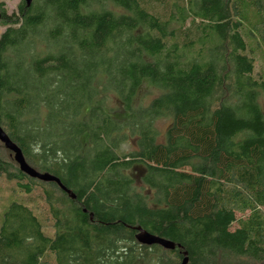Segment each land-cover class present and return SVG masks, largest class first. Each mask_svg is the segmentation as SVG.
<instances>
[{
    "label": "trees",
    "instance_id": "1",
    "mask_svg": "<svg viewBox=\"0 0 264 264\" xmlns=\"http://www.w3.org/2000/svg\"><path fill=\"white\" fill-rule=\"evenodd\" d=\"M0 14V127L71 192L0 141V180L26 198L0 212V264H264L251 46L264 0H21ZM138 228L176 249L140 244Z\"/></svg>",
    "mask_w": 264,
    "mask_h": 264
},
{
    "label": "rangeland",
    "instance_id": "2",
    "mask_svg": "<svg viewBox=\"0 0 264 264\" xmlns=\"http://www.w3.org/2000/svg\"><path fill=\"white\" fill-rule=\"evenodd\" d=\"M21 0H0V2H4L6 5L7 9V15L11 16L14 13L17 12L18 6L20 4ZM252 21H255V23L258 24L259 17H253ZM258 21V22H257ZM253 39L251 42V46L255 51V57L257 58V70L260 72L264 71V41L262 40L260 34L258 31L253 28ZM252 29V30H253ZM6 28L0 24V37L1 35L5 32ZM153 89L148 88V86H144L139 93L138 99H137V104H142V105H147L150 103V101L153 99L155 96L153 94ZM114 107H118V102L114 100L111 104ZM172 122L169 119H164L158 122V130L160 131L162 137L164 136L165 132L167 129L171 126ZM135 148V142H131V144H126L122 147V150L125 153H129L133 151ZM142 172L143 169H134L131 174L134 176L135 180L138 182V184H141V177H142ZM26 198L18 193L15 189V186L11 183H8L6 180H0V212H2L5 209V206L7 203H9L12 200H19V201H24ZM248 213L246 214H241L238 213V218L241 217H247ZM236 228V226H235ZM50 229L47 227V231Z\"/></svg>",
    "mask_w": 264,
    "mask_h": 264
},
{
    "label": "water",
    "instance_id": "3",
    "mask_svg": "<svg viewBox=\"0 0 264 264\" xmlns=\"http://www.w3.org/2000/svg\"><path fill=\"white\" fill-rule=\"evenodd\" d=\"M26 1L28 5L30 6L31 0H26ZM0 18H1V14H0ZM0 141L3 144H5L6 148L14 154L15 161L19 164L21 171L24 172L26 175H28L29 177L33 179H38L43 182L57 183L63 191H65L68 194H71V192L62 184V182L58 178L50 175L49 173L42 174L36 171L35 169H33L32 167H30L28 163L26 162V159L24 157L22 150L14 142L11 141L9 136L4 132V130L1 127H0ZM71 197L73 199L76 198L75 195H71ZM137 231H138V234L136 236V239L142 245H145V246L159 245L163 247L164 249L171 250V251H174L176 249V244L169 240L152 235L142 228H138ZM178 247L180 248L181 246L178 245ZM187 255L188 254L185 253L186 258L184 259L182 264H188L189 259L187 258Z\"/></svg>",
    "mask_w": 264,
    "mask_h": 264
}]
</instances>
